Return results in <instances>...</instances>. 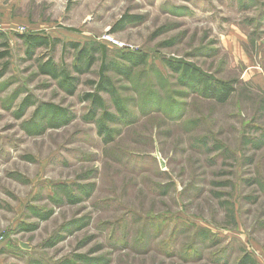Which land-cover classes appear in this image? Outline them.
I'll return each mask as SVG.
<instances>
[{
	"label": "rangeland",
	"instance_id": "1",
	"mask_svg": "<svg viewBox=\"0 0 264 264\" xmlns=\"http://www.w3.org/2000/svg\"><path fill=\"white\" fill-rule=\"evenodd\" d=\"M0 25V264H264V0H0Z\"/></svg>",
	"mask_w": 264,
	"mask_h": 264
},
{
	"label": "trees",
	"instance_id": "2",
	"mask_svg": "<svg viewBox=\"0 0 264 264\" xmlns=\"http://www.w3.org/2000/svg\"><path fill=\"white\" fill-rule=\"evenodd\" d=\"M127 19V17L122 18V20H120L119 25H121L122 23L125 22V20ZM5 36L3 34L0 33V40L3 39ZM21 39L25 40L28 49L30 51V53L36 49H40V48H45V47H50L51 48H55L57 43L59 42L58 40H52L50 42V39L46 36H38V35H22L20 36ZM1 47L6 48V50L4 52H0V59H4L9 55L8 52V46L9 44L7 42H1L0 43ZM72 47L74 48H79L81 47L80 43H73L71 44ZM103 51L107 52V49L105 46H98L97 48H93V52L88 51V48L85 47L83 49V51H81L79 53V62L81 64H77L76 69L79 70V72L83 73V72H87L91 69V67L96 63V53H102ZM126 53H124L123 57H125L126 59L130 60V61H139L141 59V62L143 60H145L144 55L138 56L140 54H137V51H131V50H125ZM89 52V53H88ZM170 67L176 71H182L184 72V74H187L189 71H191L190 66L189 65H184V63H180V62H170L169 63ZM47 70L45 71L43 69L44 72L48 73L49 75H52L54 78H59L61 76V73H59V69L57 68L56 65L54 64H49L46 65ZM83 70V72H82ZM200 72L199 70H194L192 73L194 72ZM105 72H107V67L106 66H102L100 69V80L98 82V92H106V93H110L113 94L114 89L110 88V80H108L105 76ZM65 78L60 82V85L66 89L70 90V87L72 86V81L76 80L74 78H71L68 74H66L65 72H63L62 74ZM201 86V92L203 93L204 96L206 97H212L215 98L216 100H218L219 102H226L231 94L234 92V88L230 83H226V82H220V81H216L214 83H208L205 84L204 80H202V78L199 79L198 82ZM203 83V84H202ZM75 90H70V93H73ZM93 103H94V109L97 107L98 109H101V107L103 106V99L97 96H93ZM123 110V109H121ZM50 112V109L48 110L47 113ZM55 115V114H54ZM53 115L52 120H50V123H53L52 126L53 128H57V124H55V122L57 121V118H55ZM65 121V120H64ZM63 121V122H64ZM242 264H248L247 262H243ZM251 264H253V262H251Z\"/></svg>",
	"mask_w": 264,
	"mask_h": 264
},
{
	"label": "built area",
	"instance_id": "3",
	"mask_svg": "<svg viewBox=\"0 0 264 264\" xmlns=\"http://www.w3.org/2000/svg\"><path fill=\"white\" fill-rule=\"evenodd\" d=\"M0 30L3 31V28H2L1 25H0ZM105 39H106V41L109 42V44H110L112 47H116L117 49H118V48H121V49L126 48V47L124 46L123 43L119 42L118 40H116V39L113 38L112 36H107ZM129 49H130L131 51H134L135 48H133V47H129Z\"/></svg>",
	"mask_w": 264,
	"mask_h": 264
}]
</instances>
